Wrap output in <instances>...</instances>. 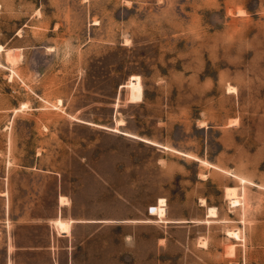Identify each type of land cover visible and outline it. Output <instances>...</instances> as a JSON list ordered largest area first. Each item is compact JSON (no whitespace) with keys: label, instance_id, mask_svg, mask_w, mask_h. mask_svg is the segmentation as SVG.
<instances>
[{"label":"rangeland","instance_id":"rangeland-1","mask_svg":"<svg viewBox=\"0 0 264 264\" xmlns=\"http://www.w3.org/2000/svg\"><path fill=\"white\" fill-rule=\"evenodd\" d=\"M95 211L72 264H264V0H0V264Z\"/></svg>","mask_w":264,"mask_h":264},{"label":"crops","instance_id":"crops-1","mask_svg":"<svg viewBox=\"0 0 264 264\" xmlns=\"http://www.w3.org/2000/svg\"><path fill=\"white\" fill-rule=\"evenodd\" d=\"M60 205L65 206L66 203ZM157 206H155L156 210ZM54 221L58 230L48 224L50 227L49 236L45 244L20 248L29 251L36 249L47 251L54 264H72L78 253L80 254L82 251L87 253L89 249H91V254L102 253L105 248H108V245L116 246L115 252H125L126 242L131 246V236L120 232L122 226L140 223L143 220L124 216L116 218L101 216L99 212L95 211L91 215L68 217H60L58 213L57 217L51 219L52 223ZM107 229H116L115 239H109L105 234H102L106 233ZM122 247L123 249H121ZM130 251L129 249L128 252Z\"/></svg>","mask_w":264,"mask_h":264},{"label":"bare ground","instance_id":"bare-ground-1","mask_svg":"<svg viewBox=\"0 0 264 264\" xmlns=\"http://www.w3.org/2000/svg\"><path fill=\"white\" fill-rule=\"evenodd\" d=\"M235 201H237V200H236V199H232V201H231L232 204H233V203H234V204H235V203H236V204L238 203V202H235ZM162 202H163V200H160V201H159V204H158V206H157V210H156L155 207H153V211H154L155 214H157L158 217L163 216V214H164V210H163V208L161 207V205H162L164 202H163V203H162ZM235 206H236V205H235ZM208 212H209V214H213L214 211L212 212V209H211V210L209 209ZM152 215H153V214H152ZM229 233H230V235L232 234V232H229ZM233 233H234V232H233ZM235 234L237 235V233H235ZM235 234H233V235L235 236ZM231 236H232V235H231ZM235 237H236V236H235Z\"/></svg>","mask_w":264,"mask_h":264},{"label":"built area","instance_id":"built-area-1","mask_svg":"<svg viewBox=\"0 0 264 264\" xmlns=\"http://www.w3.org/2000/svg\"><path fill=\"white\" fill-rule=\"evenodd\" d=\"M150 208V207H149Z\"/></svg>","mask_w":264,"mask_h":264}]
</instances>
